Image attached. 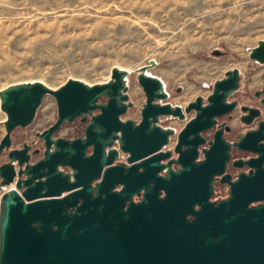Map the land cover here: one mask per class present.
<instances>
[{
  "label": "water",
  "instance_id": "95a60500",
  "mask_svg": "<svg viewBox=\"0 0 264 264\" xmlns=\"http://www.w3.org/2000/svg\"><path fill=\"white\" fill-rule=\"evenodd\" d=\"M256 44L248 57L264 64V39ZM155 64L135 71L146 97L138 121L122 119L132 102L128 72L118 66L91 85L68 77L56 88L35 79L0 90V152L46 95L57 109L36 134L44 140L37 161L25 142L0 164V264H264V203L249 205L264 198V123L232 143L215 130L202 146V132L236 106L227 98L238 89L239 70H226L205 100L196 96L183 107L165 102L162 80L145 72ZM190 112L177 132L160 124L162 116L182 120ZM75 119L84 123L81 136L52 137ZM173 135L176 157L165 149ZM231 146L253 154L234 162L250 170L228 182V199L210 201L213 175L224 171Z\"/></svg>",
  "mask_w": 264,
  "mask_h": 264
},
{
  "label": "rangeland",
  "instance_id": "374dc122",
  "mask_svg": "<svg viewBox=\"0 0 264 264\" xmlns=\"http://www.w3.org/2000/svg\"><path fill=\"white\" fill-rule=\"evenodd\" d=\"M259 39L264 0H0V90L35 79L52 88L68 77L105 82L118 66L128 71L132 102L122 119L138 121L146 97L135 71L153 59L147 71L164 82L165 102L184 107L196 96L205 100L213 82L237 68L239 91L232 98L251 104L254 91L264 86V64L248 57ZM36 110L30 125L13 130L15 145L23 132L36 140L34 133L56 119L54 97L46 95ZM191 116H162L160 124L177 132ZM232 124L238 127L236 119ZM83 125L79 119L66 122L55 135L81 136ZM4 132L0 125V137Z\"/></svg>",
  "mask_w": 264,
  "mask_h": 264
},
{
  "label": "flooded vegetation",
  "instance_id": "af4514ba",
  "mask_svg": "<svg viewBox=\"0 0 264 264\" xmlns=\"http://www.w3.org/2000/svg\"><path fill=\"white\" fill-rule=\"evenodd\" d=\"M239 84H240V81H239ZM238 91H239V86H238V89L234 91L227 98V101L229 102L234 101L236 103V106L234 107V109L226 113V115L217 117L216 124L212 127V129L202 132V136L205 137V143H203L202 146H204L205 148H208L207 142L212 138V134L215 130L222 129L225 140H228L230 143H232L233 141L238 140V137L241 136L242 134L246 133L247 131H255L256 129L260 127L261 123H264V102H263L264 86L254 91V95H253L254 102L251 104L238 103L237 100L232 98V96ZM233 119H236L238 123V127L237 125L232 124ZM242 119L249 120V123H245ZM226 126H228L229 129L225 130ZM241 126H244V128L242 129ZM46 128H43L39 131H43ZM12 132L10 133L11 145L8 147V149H3L0 152V156L4 155L6 157L5 160H0V164L6 163L9 160L7 153L10 149H18V150L22 149L25 142L31 145L28 151L32 153V159H33V156L38 157L39 155V158L42 156L41 152L44 149V140L39 139L36 136L38 131L34 133L36 140H30V141L26 138L25 132L21 133L20 136L18 137V140L21 144L19 146L14 144V139H12V136H11ZM55 132H53L52 137H57V135H55ZM174 144H175V141L173 142L172 146L167 149V150L169 149L172 150V157H176V154L173 152ZM229 152H230V157L229 159H227L224 171L219 175H213L214 178L212 181V190H211L213 191V193H212V196L210 197V201L217 202L220 200L228 199L229 197L228 182L236 180L238 177L237 175L239 173L245 172L247 174L250 170V168L245 163H243L241 166H237V165H234V162L238 161L242 163L249 156H253L252 153L246 152L244 150L240 151L236 147H233V146H231V149L229 150ZM120 158L124 159L125 155H122V157L120 156ZM201 158L202 156H201V153L199 152V156L196 159V161H198ZM37 160H34V161H37ZM172 167L174 169H177L179 165L173 163ZM159 174L162 175L161 172H159ZM120 188H121V185H118L114 188V191H118L120 190ZM142 191L143 189L139 191L141 195L139 193H134L132 197L134 202H138L141 200ZM258 203H264V198L258 199L257 201L250 202L249 205L256 206L258 205Z\"/></svg>",
  "mask_w": 264,
  "mask_h": 264
},
{
  "label": "bare ground",
  "instance_id": "6f19581e",
  "mask_svg": "<svg viewBox=\"0 0 264 264\" xmlns=\"http://www.w3.org/2000/svg\"><path fill=\"white\" fill-rule=\"evenodd\" d=\"M150 69V68H149ZM148 69H146L145 70V72L147 73V74H150V73H148V71H147ZM128 72V71H127ZM151 75V74H150ZM127 79H128V77H127ZM162 80V79H161ZM41 81V80H40ZM44 83V82H43ZM162 83H163V86H164V90H165V85H164V82L162 81ZM45 84V83H44ZM91 85V84H90ZM6 117V116H5ZM8 189H9V187H8Z\"/></svg>",
  "mask_w": 264,
  "mask_h": 264
},
{
  "label": "built area",
  "instance_id": "2783aa9c",
  "mask_svg": "<svg viewBox=\"0 0 264 264\" xmlns=\"http://www.w3.org/2000/svg\"><path fill=\"white\" fill-rule=\"evenodd\" d=\"M121 157H122V155H121Z\"/></svg>",
  "mask_w": 264,
  "mask_h": 264
}]
</instances>
